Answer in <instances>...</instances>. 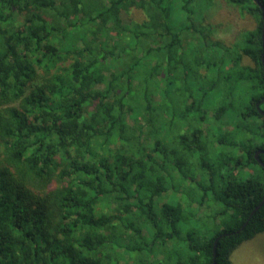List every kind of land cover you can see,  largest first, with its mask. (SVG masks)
<instances>
[{
    "label": "trees",
    "instance_id": "obj_1",
    "mask_svg": "<svg viewBox=\"0 0 264 264\" xmlns=\"http://www.w3.org/2000/svg\"><path fill=\"white\" fill-rule=\"evenodd\" d=\"M224 2L256 23L231 44L213 0H0V264H232L264 232V0Z\"/></svg>",
    "mask_w": 264,
    "mask_h": 264
},
{
    "label": "rangeland",
    "instance_id": "obj_2",
    "mask_svg": "<svg viewBox=\"0 0 264 264\" xmlns=\"http://www.w3.org/2000/svg\"><path fill=\"white\" fill-rule=\"evenodd\" d=\"M135 12L132 14L138 18ZM204 13L206 22L213 25V37L227 44L235 42L238 34L242 36L256 25L252 16L227 5L224 0H213ZM230 260L232 264H264V232L240 244L231 252Z\"/></svg>",
    "mask_w": 264,
    "mask_h": 264
},
{
    "label": "water",
    "instance_id": "obj_3",
    "mask_svg": "<svg viewBox=\"0 0 264 264\" xmlns=\"http://www.w3.org/2000/svg\"><path fill=\"white\" fill-rule=\"evenodd\" d=\"M257 4H258V6H260L259 5V3L257 2V0H254ZM262 20H263V24H262V43L264 42V12L262 11ZM262 66H263V73H264V58H263V56H262ZM264 101V97L262 98V100H261V102H263ZM256 108H257V110H258V112L262 115V116H264V111L263 110H261L260 108H259V103H257L256 104ZM264 202V199L262 200V202L261 203H263ZM257 209V208H256ZM215 247H216V241L214 242V245H213V250H212V258H213V262H212V264H214V258H215Z\"/></svg>",
    "mask_w": 264,
    "mask_h": 264
}]
</instances>
